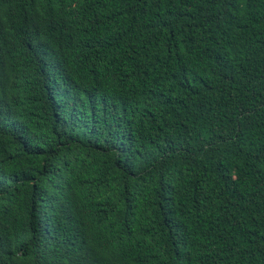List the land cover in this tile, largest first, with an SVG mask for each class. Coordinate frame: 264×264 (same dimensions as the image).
I'll list each match as a JSON object with an SVG mask.
<instances>
[{
	"label": "trees",
	"instance_id": "obj_1",
	"mask_svg": "<svg viewBox=\"0 0 264 264\" xmlns=\"http://www.w3.org/2000/svg\"><path fill=\"white\" fill-rule=\"evenodd\" d=\"M0 264H264V0H0Z\"/></svg>",
	"mask_w": 264,
	"mask_h": 264
}]
</instances>
